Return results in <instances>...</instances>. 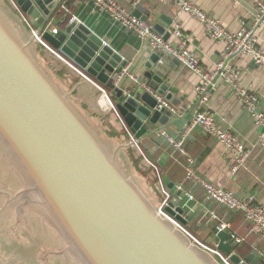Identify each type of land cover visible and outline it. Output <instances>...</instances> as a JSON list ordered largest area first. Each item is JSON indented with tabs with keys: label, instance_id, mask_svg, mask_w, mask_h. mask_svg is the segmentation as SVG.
Returning <instances> with one entry per match:
<instances>
[{
	"label": "water",
	"instance_id": "water-1",
	"mask_svg": "<svg viewBox=\"0 0 264 264\" xmlns=\"http://www.w3.org/2000/svg\"><path fill=\"white\" fill-rule=\"evenodd\" d=\"M13 1L56 54L115 90V109L136 140L164 130L148 133L165 112L155 110L158 102L149 92L116 88L114 78L126 63L109 43L77 21L56 35L45 31L63 14L65 0ZM134 16L146 21L138 11ZM35 44L0 8V155L25 187L0 212L23 207L41 216L82 264H214L152 207L121 168L118 149L106 146L39 64ZM178 68L179 62L163 57L143 82L157 91ZM165 211L186 223L182 208L170 203ZM218 238L217 250L240 264L230 235L220 231Z\"/></svg>",
	"mask_w": 264,
	"mask_h": 264
},
{
	"label": "crops",
	"instance_id": "crops-1",
	"mask_svg": "<svg viewBox=\"0 0 264 264\" xmlns=\"http://www.w3.org/2000/svg\"><path fill=\"white\" fill-rule=\"evenodd\" d=\"M114 1L133 15L137 11L140 12L146 17V22L173 46L180 44V39L174 33L179 26L187 41L185 47L199 57L201 66L206 71H212L216 63L223 59L225 44L212 41L199 20L188 13L179 12L176 6L163 0H142L137 7L134 6L135 0ZM191 1L234 33L257 13V7L252 0ZM68 7H71L72 11L69 12ZM0 8L12 20L25 41L33 37V28L24 21V15L13 0H0ZM62 9L63 14L56 15L46 29L56 28L58 32L61 31L69 24L67 20L68 23L63 25V19L71 14V18L109 43L125 61V69L142 81H149L156 63L163 57H169L154 50L148 40L140 39L134 31L115 23L108 14L97 10L88 0H65ZM36 44L40 57L47 60L44 66L49 71L46 72L106 146L111 151L118 149L117 157L121 168L127 170L123 171L135 179L134 182L138 186L142 185V189L140 186L139 188L153 208L158 210L165 199L158 182L161 178L171 200H176L175 205L184 210V226L194 236L211 247H217L220 241L219 227L221 224H227V228L222 231L230 235L233 246L237 242L231 236L235 235L241 239L240 243L244 247L242 254L233 252V255L242 260L240 264H262L259 253L264 251V236L250 233V223L243 214L205 200L203 190L186 179L185 156L180 151L160 137V132L143 136L140 150L133 146L127 147L131 143V132L115 109V90L100 85L93 78L85 77L70 62L37 42ZM258 45L264 52V27L258 31ZM232 63L241 72L242 87L259 98L260 110L264 112V69L253 63L247 55L235 57ZM198 84L199 78L179 63L178 70L172 71L158 86V90L154 91L177 110V115L165 111L157 126L149 124L148 133L164 129L169 135L179 139L185 125L197 110L213 112L219 123L245 144L248 151L245 162L233 171L236 161L232 151L222 142L203 133L201 129H195L187 137L185 151L195 160L197 172L202 179L216 187L232 191L242 199L254 194L257 202L264 206V148L259 144L260 128L254 125L250 114L228 84L219 81L205 106L199 103L196 92ZM116 85V88L126 93L133 90L144 92L128 78H122ZM136 152L142 156V169L140 163L136 166L133 160L139 156ZM164 179H168L169 184H165ZM169 185H173L172 188ZM190 195L193 200L189 199ZM230 257L227 256L228 261ZM230 263L233 264L231 261Z\"/></svg>",
	"mask_w": 264,
	"mask_h": 264
},
{
	"label": "built area",
	"instance_id": "built-area-1",
	"mask_svg": "<svg viewBox=\"0 0 264 264\" xmlns=\"http://www.w3.org/2000/svg\"><path fill=\"white\" fill-rule=\"evenodd\" d=\"M88 1L92 3L97 10L108 14L115 23L121 25L123 28L134 31L140 39L148 40L154 50L174 58L183 68L194 73L199 78L196 92L199 96L200 105L205 106L209 102L212 92L216 90L219 81L228 84L239 102L250 114L254 125L260 128L259 144L264 148V112L260 110L259 98L254 93L242 87L241 72L232 63L235 57L247 55L252 59L253 63L264 69V52L258 45V31L264 27V0H252L257 7L256 15L251 20L244 22L240 30L235 33L228 31L218 20L205 13L191 0H163L168 4L176 6L179 12L188 13L199 20L204 25L212 41L225 44L223 59L216 63L212 71H206L201 66L199 57L185 47L187 41L183 37L182 30L179 26L176 27L174 33L176 37L180 39V44L178 46H173L171 43L164 40V38L145 20L135 17L114 0ZM141 2L142 0H135L134 6L137 7ZM24 21L29 25L26 18H24ZM74 21L75 19L72 17L69 20V24ZM45 31L52 35L58 33V29L56 28L46 29ZM31 34L35 37L39 45L55 53L37 31L33 29L31 30ZM122 78L130 79L144 91L148 90L158 102L155 110H164L173 115H177V110L166 101L165 98L156 94L145 82L133 76L127 69H124L115 76V84H118ZM108 101L113 107L109 99ZM195 129H201L203 133L222 142L232 151L236 161V166L233 168V171H236L247 159L248 151L245 144L237 135L229 129L224 128L217 120L216 115L209 110H197L185 125L179 139L172 137L164 130L160 131V137L185 156L184 167L186 179L196 186L198 185L203 190L206 201L218 203L230 211L243 214L245 219L250 223V233L255 236H264V206L257 202L254 194H249L246 198L242 199L234 192L216 187L199 176L195 160L189 156L184 149L187 137ZM131 143L133 147L140 150L141 142L136 140L132 134ZM158 182L165 197L161 207L158 209L162 217L204 254L219 258L223 264H231L228 259L217 250V247H211L200 241L183 224L165 211L166 207H168L170 203L175 204L176 200H171L170 195L163 187V180L161 178L158 179ZM189 199L193 200V196L190 195ZM213 217L218 220L217 216L214 215ZM227 226V224H221L219 231L225 230ZM231 238L237 243L241 242V239L235 235H232ZM259 254L264 262V251H261Z\"/></svg>",
	"mask_w": 264,
	"mask_h": 264
},
{
	"label": "rangeland",
	"instance_id": "rangeland-1",
	"mask_svg": "<svg viewBox=\"0 0 264 264\" xmlns=\"http://www.w3.org/2000/svg\"><path fill=\"white\" fill-rule=\"evenodd\" d=\"M32 52L39 64L49 71L38 54L37 44ZM136 153L140 157V153ZM140 166L142 169V161ZM139 186L142 189V185ZM24 188L9 162L0 155V210L9 196L17 195ZM21 208L0 212V264H82L69 253L63 238L48 222L28 208Z\"/></svg>",
	"mask_w": 264,
	"mask_h": 264
},
{
	"label": "trees",
	"instance_id": "trees-1",
	"mask_svg": "<svg viewBox=\"0 0 264 264\" xmlns=\"http://www.w3.org/2000/svg\"><path fill=\"white\" fill-rule=\"evenodd\" d=\"M66 10H67V9H66ZM68 10H69V12L72 11L71 7H68ZM68 18H69V19L71 18V14H70V16H69ZM69 19H68V21H69ZM68 21H64L63 25H66V24L68 23ZM42 58H43L44 62L46 63L47 60H45L44 57H42ZM133 160H134V162H135V164H136V166H137V165H139L140 161H142V156L140 155V157H138L137 159L134 158ZM243 249H244V247H243L242 243H237V244H235V246H234V251H236L238 254H242V253H243ZM206 256H207V257L210 259V261H211L212 263H214V264H223V263L220 261V259L217 258V257H213V258H212V257H210V256H208V255H206ZM224 256L227 258L226 255H224ZM261 262H262V264H264L263 261H261Z\"/></svg>",
	"mask_w": 264,
	"mask_h": 264
},
{
	"label": "flooded vegetation",
	"instance_id": "flooded-vegetation-1",
	"mask_svg": "<svg viewBox=\"0 0 264 264\" xmlns=\"http://www.w3.org/2000/svg\"><path fill=\"white\" fill-rule=\"evenodd\" d=\"M69 253H71V252L69 251Z\"/></svg>",
	"mask_w": 264,
	"mask_h": 264
},
{
	"label": "bare ground",
	"instance_id": "bare-ground-1",
	"mask_svg": "<svg viewBox=\"0 0 264 264\" xmlns=\"http://www.w3.org/2000/svg\"><path fill=\"white\" fill-rule=\"evenodd\" d=\"M15 214V213H14Z\"/></svg>",
	"mask_w": 264,
	"mask_h": 264
}]
</instances>
